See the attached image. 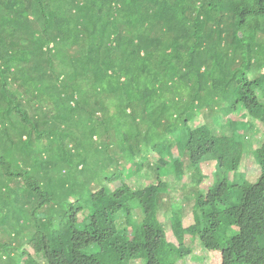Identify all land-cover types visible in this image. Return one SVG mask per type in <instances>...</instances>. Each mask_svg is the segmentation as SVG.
Wrapping results in <instances>:
<instances>
[{
    "label": "trees",
    "instance_id": "16d2710c",
    "mask_svg": "<svg viewBox=\"0 0 264 264\" xmlns=\"http://www.w3.org/2000/svg\"><path fill=\"white\" fill-rule=\"evenodd\" d=\"M257 88L264 0H0V264H176L193 252L187 235L218 264H264ZM221 113L232 132L213 127ZM238 113L260 122L254 182L231 180ZM146 163L156 182L128 184ZM186 163L195 222L173 205L176 244L159 213Z\"/></svg>",
    "mask_w": 264,
    "mask_h": 264
},
{
    "label": "rangeland",
    "instance_id": "374dc122",
    "mask_svg": "<svg viewBox=\"0 0 264 264\" xmlns=\"http://www.w3.org/2000/svg\"><path fill=\"white\" fill-rule=\"evenodd\" d=\"M257 94L259 97L264 101V94L263 90L261 88L256 89ZM237 119L239 120L240 127L243 128V133L245 137V143H244V157L242 164L240 166V169L232 174L231 180L233 182H237L240 177L245 174L246 178L252 182L256 181L260 176V168L259 165L254 160V149L260 144L262 134L257 132V127H260V122H257L255 119L250 117L251 122L254 126H249L248 122L243 120V117L240 115L241 113H238ZM248 115V114H247ZM225 115L221 113L220 115H215L212 117L213 120V127L215 130L220 132H232L230 129V123L224 119ZM206 122V119L203 114H199L195 116L192 120L189 121L191 126L193 128L200 127L204 125ZM174 155L178 156L179 152L177 149L174 150ZM149 156L153 160H157V158H160L159 152L157 153H149ZM205 166V167H204ZM215 162L214 160H205L203 167L205 169H212L214 168ZM184 174L181 176L180 179H175L173 174H171V177H169L170 180V190H168L165 193V206L162 207L161 212L159 213V219L162 222L164 229L167 234L168 240L178 243L177 237L175 236L170 216L172 214V208L173 205L177 208H180L183 215V222L184 226L188 227L191 224H194V204L195 199L193 198L192 191L196 188V181L193 169H191L190 165L186 163V166L184 168ZM128 175V173H127ZM126 182L130 184L133 187L139 188L146 186L148 184H151L153 182H156V175L155 172L149 167V163H146L144 169L139 172L138 174H134V176H130L126 178ZM95 183H93L94 186ZM119 183L117 182H111L109 183L110 188L117 186ZM97 188L96 190H98ZM207 190H204L206 192ZM189 192V193H188ZM188 193V194H187ZM194 193V192H193ZM139 214V213H138ZM134 218L136 217L133 211ZM132 215L128 218L131 219ZM139 218L136 217L134 219V222H139ZM125 222V221H124ZM238 230L237 227H232L229 231L230 234L235 233ZM188 239L187 242L192 245L193 252L190 254H187L185 257L179 259L176 264H218V261L213 256H206V251L202 248L200 245V242L198 239H193L191 235H187ZM98 243H93L92 245L82 248L84 252L87 253H97L99 252L98 246L96 245ZM27 248L31 250L32 248L28 245ZM43 264H46L44 260H42ZM112 264H145V259H120L112 261Z\"/></svg>",
    "mask_w": 264,
    "mask_h": 264
},
{
    "label": "clouds",
    "instance_id": "9594fccd",
    "mask_svg": "<svg viewBox=\"0 0 264 264\" xmlns=\"http://www.w3.org/2000/svg\"><path fill=\"white\" fill-rule=\"evenodd\" d=\"M260 99H261V98H260ZM261 100H262V99H261ZM241 112L243 113L244 111L242 110ZM242 113H241V114H242ZM241 114H240V115H241ZM247 117H248L247 119H244V118H243V120L246 121V122L249 121V122H248V125L251 126V127L254 126V125L252 124L251 119H249L250 117H252V118L255 119L257 122H259V120H258L256 117H254V116H252V115H250V114H248ZM239 120H240V119H239ZM240 123H241V122H240ZM241 124H242V123H241ZM256 127H257V132H258V128H259V126H256ZM241 129H242V133H243V128H241ZM243 136H244V133H243ZM261 140H262V137H261ZM253 155H254V153H253ZM243 157H244V156H243ZM254 160H255V159H254ZM242 161H243V158H242ZM241 164H242V162H241ZM240 166H241V165H240ZM239 169H240V168H239ZM236 172H237V171H236ZM233 173H235V172H233ZM233 173H231V178H232V174H233ZM245 177H246V176H245ZM249 181H250V180H249Z\"/></svg>",
    "mask_w": 264,
    "mask_h": 264
}]
</instances>
